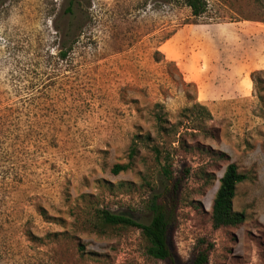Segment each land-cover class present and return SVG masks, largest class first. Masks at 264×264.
<instances>
[{
    "label": "rangeland",
    "instance_id": "rangeland-1",
    "mask_svg": "<svg viewBox=\"0 0 264 264\" xmlns=\"http://www.w3.org/2000/svg\"><path fill=\"white\" fill-rule=\"evenodd\" d=\"M228 162L243 220L214 229ZM151 200L165 260L85 223ZM199 238L206 264H264V0H0V264H188Z\"/></svg>",
    "mask_w": 264,
    "mask_h": 264
},
{
    "label": "trees",
    "instance_id": "trees-1",
    "mask_svg": "<svg viewBox=\"0 0 264 264\" xmlns=\"http://www.w3.org/2000/svg\"><path fill=\"white\" fill-rule=\"evenodd\" d=\"M184 2L194 16H198L204 11V0H184ZM63 53L61 52L62 55ZM155 121L156 127L159 130L163 129V120L156 116ZM152 150L157 157L159 154L158 148L152 146ZM135 152L136 144L132 140L127 157L131 159ZM220 155L223 156V154ZM125 168L126 164H113L111 172L117 173ZM161 169L164 174L169 175V171L165 165H162ZM245 178L246 175L237 170L235 163L228 162L225 165L218 179V186L210 205L209 222L212 228L232 227L243 220V214L232 209L231 201L236 184ZM150 210L151 217L149 221L147 223H141L125 214L112 212L104 207L96 206L89 212L85 223L91 230L97 232H103L106 228L119 229L133 227L138 229L145 242L144 250L146 255L155 259L165 260L169 257V247L167 244L168 219L161 210L160 204L154 200L150 201ZM195 246V251L188 264H206L208 251L212 247V243L206 238H199Z\"/></svg>",
    "mask_w": 264,
    "mask_h": 264
}]
</instances>
